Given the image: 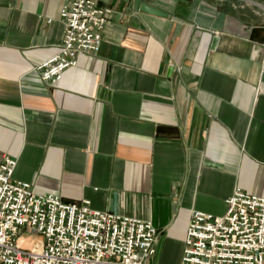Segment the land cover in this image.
Returning a JSON list of instances; mask_svg holds the SVG:
<instances>
[{
    "label": "crops",
    "instance_id": "crops-1",
    "mask_svg": "<svg viewBox=\"0 0 264 264\" xmlns=\"http://www.w3.org/2000/svg\"><path fill=\"white\" fill-rule=\"evenodd\" d=\"M63 1L0 0V153L37 195L150 221L149 264H180L193 211L222 216L236 188L264 197V12L95 0L99 53L48 85L33 68L58 52Z\"/></svg>",
    "mask_w": 264,
    "mask_h": 264
},
{
    "label": "built area",
    "instance_id": "built-area-1",
    "mask_svg": "<svg viewBox=\"0 0 264 264\" xmlns=\"http://www.w3.org/2000/svg\"><path fill=\"white\" fill-rule=\"evenodd\" d=\"M107 12L95 0L63 1L58 52L33 68L42 82L56 84L80 55L99 53ZM15 167L0 153V264H149L157 236L150 221L37 195L13 180ZM225 203L222 216L192 212L180 264H264V197L236 188ZM22 229L39 234L41 246L23 249Z\"/></svg>",
    "mask_w": 264,
    "mask_h": 264
},
{
    "label": "rangeland",
    "instance_id": "rangeland-1",
    "mask_svg": "<svg viewBox=\"0 0 264 264\" xmlns=\"http://www.w3.org/2000/svg\"><path fill=\"white\" fill-rule=\"evenodd\" d=\"M43 238L31 229H22L20 231L19 244L23 249L31 250L34 247L41 246Z\"/></svg>",
    "mask_w": 264,
    "mask_h": 264
},
{
    "label": "water",
    "instance_id": "water-1",
    "mask_svg": "<svg viewBox=\"0 0 264 264\" xmlns=\"http://www.w3.org/2000/svg\"><path fill=\"white\" fill-rule=\"evenodd\" d=\"M163 1V0H162ZM164 1H170V0H164ZM244 2L248 3L249 5L259 8L264 12V7L260 5L259 3L254 2L253 0H243ZM141 11L144 13H147L152 16L161 17V18H167L168 14L154 6L143 4L141 7ZM257 41V40H256ZM261 43H264V38L260 40ZM171 69L169 70V72Z\"/></svg>",
    "mask_w": 264,
    "mask_h": 264
}]
</instances>
